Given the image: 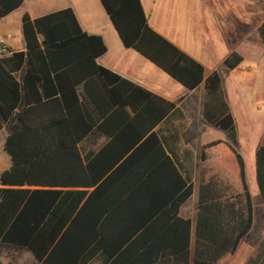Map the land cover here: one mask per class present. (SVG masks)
Listing matches in <instances>:
<instances>
[{"label": "trees", "instance_id": "obj_1", "mask_svg": "<svg viewBox=\"0 0 264 264\" xmlns=\"http://www.w3.org/2000/svg\"><path fill=\"white\" fill-rule=\"evenodd\" d=\"M100 1L125 47L187 89L202 82V65L148 25L140 0ZM22 3L0 0V19ZM22 31L26 50L0 57V128L10 159L0 174V245L28 252L35 264H167L158 257L164 250L177 255L174 264H189L190 220H179L178 246L130 241V233L109 240L99 225L110 206L135 201L152 161L174 169L154 131L174 104L99 66L103 40L83 32L70 8L36 19L24 14ZM258 34L264 44V22ZM241 61L232 52L224 64L234 69ZM205 90L204 117L227 141L201 149L192 264H223L252 227L253 203L217 73ZM90 137L106 141L82 156L80 144ZM255 163L264 200V141ZM178 177L179 206L193 187Z\"/></svg>", "mask_w": 264, "mask_h": 264}, {"label": "crops", "instance_id": "obj_2", "mask_svg": "<svg viewBox=\"0 0 264 264\" xmlns=\"http://www.w3.org/2000/svg\"><path fill=\"white\" fill-rule=\"evenodd\" d=\"M140 3L148 25L202 65L203 80L195 88L187 89L137 51L125 47L100 0H23L19 8L0 19V35L6 38L9 50L25 51L22 31L24 14L36 19L70 8L83 32L102 38L106 51L96 58L99 66L174 104V111L154 128L173 161L174 169L166 162L152 161L145 186L137 191L135 201L129 205L110 206L99 225L103 226L105 238L109 240L130 233V241L141 236L139 240L147 243L174 241L178 246L184 237L183 223L179 220H190L189 264H192L201 149L217 140L227 141L224 131L204 117L205 81L213 73L220 76L223 99L234 120L237 140L234 148L243 159L245 179L251 195L248 169L233 110L237 105L249 107L252 93L264 95V44L260 42L258 34V28L264 22V0H140ZM232 52H237L242 61L234 69H228L224 60ZM229 80L238 87L235 95L226 90V81ZM6 136L4 128H0L2 149ZM105 141L104 137L84 140L80 144L82 156L87 149H97ZM263 141L264 132L261 143ZM9 167L6 163L4 168ZM232 167L237 168L235 163H232ZM3 171L0 169V174ZM178 176L188 179L193 187L192 194L179 206L175 201L181 193ZM254 178L256 181V163ZM259 195L262 203L257 207L251 195L253 222L250 231L223 264H264V200L260 191ZM255 215L260 220L256 231ZM176 256L167 250L158 254V257L166 259L167 264H174ZM90 264L99 262L93 260Z\"/></svg>", "mask_w": 264, "mask_h": 264}, {"label": "rangeland", "instance_id": "obj_3", "mask_svg": "<svg viewBox=\"0 0 264 264\" xmlns=\"http://www.w3.org/2000/svg\"><path fill=\"white\" fill-rule=\"evenodd\" d=\"M245 56V55H244ZM229 89H228V87ZM235 86V87H234ZM238 89L237 85L232 83L231 80L226 81V90L231 91V95H235L234 91ZM249 107L245 108L241 105L234 107L233 114L236 118V126L239 137L242 154L245 158V163L248 169V182L253 198V203L257 207L262 203L259 195L257 184L254 178L255 169V148L261 144V137L264 132V95L254 94L250 96ZM4 159V160H3ZM10 166L9 156L3 151L0 145V169L6 170L5 164ZM259 217L255 215L254 231L257 230ZM260 221V220H259ZM248 253L251 247L247 249ZM0 260L3 263L11 264H34L28 252L18 251L9 247L0 245Z\"/></svg>", "mask_w": 264, "mask_h": 264}, {"label": "built area", "instance_id": "obj_4", "mask_svg": "<svg viewBox=\"0 0 264 264\" xmlns=\"http://www.w3.org/2000/svg\"><path fill=\"white\" fill-rule=\"evenodd\" d=\"M6 44H7L6 38L0 35V57H2L3 55L10 54L8 48L6 47Z\"/></svg>", "mask_w": 264, "mask_h": 264}]
</instances>
